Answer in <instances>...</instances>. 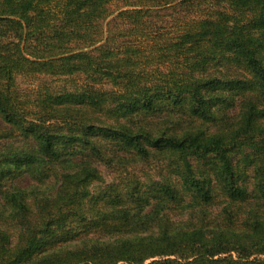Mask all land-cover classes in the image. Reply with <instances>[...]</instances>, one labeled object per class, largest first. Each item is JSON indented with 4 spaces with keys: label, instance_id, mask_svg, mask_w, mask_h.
I'll use <instances>...</instances> for the list:
<instances>
[{
    "label": "trees",
    "instance_id": "obj_1",
    "mask_svg": "<svg viewBox=\"0 0 264 264\" xmlns=\"http://www.w3.org/2000/svg\"><path fill=\"white\" fill-rule=\"evenodd\" d=\"M0 264H264V0H0Z\"/></svg>",
    "mask_w": 264,
    "mask_h": 264
},
{
    "label": "rangeland",
    "instance_id": "obj_2",
    "mask_svg": "<svg viewBox=\"0 0 264 264\" xmlns=\"http://www.w3.org/2000/svg\"><path fill=\"white\" fill-rule=\"evenodd\" d=\"M112 10H115L114 6L112 7ZM170 13H171V10H169V9L168 10H166V9L160 10L157 14L158 15L157 19H161L160 17H162L163 21H166V22H168V24L169 23L171 24L172 22H174L173 18H178L181 16V14L176 13L172 17V16H170L171 15ZM18 82H19V87L21 88L23 94L29 93V91H31V89L35 88V86H37V84L39 83V81H28L26 79H19ZM50 82L51 83L53 82L55 86H59L62 84V81L59 79H55V80L48 79V83H50ZM101 170H102L105 178L109 181L111 179V175L109 173H107V171H105L103 168Z\"/></svg>",
    "mask_w": 264,
    "mask_h": 264
}]
</instances>
